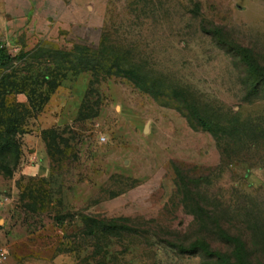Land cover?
I'll return each mask as SVG.
<instances>
[{
	"label": "rangeland",
	"instance_id": "1",
	"mask_svg": "<svg viewBox=\"0 0 264 264\" xmlns=\"http://www.w3.org/2000/svg\"><path fill=\"white\" fill-rule=\"evenodd\" d=\"M83 5V29L99 27L90 64L34 56L0 69V85L27 76L43 93L40 69L88 78L78 110L82 89L67 82L39 115L1 88L2 116L14 114L21 134V155L0 157V243L10 259L264 264V75L250 74L235 50L264 67V0ZM0 43L11 56L30 52L21 38ZM31 166L47 174H25Z\"/></svg>",
	"mask_w": 264,
	"mask_h": 264
},
{
	"label": "crops",
	"instance_id": "2",
	"mask_svg": "<svg viewBox=\"0 0 264 264\" xmlns=\"http://www.w3.org/2000/svg\"><path fill=\"white\" fill-rule=\"evenodd\" d=\"M83 7V0H0V41L13 43L21 38L30 46V52L46 46V43L64 45V48L51 47L60 51H70L76 46L92 49L98 41L99 27L95 25L88 30L83 29ZM67 78L61 81L45 107L54 100L60 101L68 82L70 88L76 91L77 88L82 89L79 99L76 98L78 110L88 78L82 75L73 76L70 80ZM10 97H14V94ZM36 173L47 174V169L31 166L25 174L30 176ZM9 264L15 263L10 259Z\"/></svg>",
	"mask_w": 264,
	"mask_h": 264
},
{
	"label": "trees",
	"instance_id": "3",
	"mask_svg": "<svg viewBox=\"0 0 264 264\" xmlns=\"http://www.w3.org/2000/svg\"><path fill=\"white\" fill-rule=\"evenodd\" d=\"M202 32L205 34L211 36L218 42L222 44H226V41L223 38L222 32L219 29H208L205 26H201ZM46 48L40 47L37 48L31 52H24L19 53V55L11 56L9 53H7L6 49L1 45L0 43V69H4L12 63L15 60L25 62L29 58H33L36 56L38 59H45L46 62H49L48 64H53L56 58H63L67 60L66 62H69V58H73L75 62H72V64H80L83 62V60L86 59V57H89V64L92 61V55H90L89 50L90 48L84 47V46H76L70 51H60V50H54L52 48H48L49 50H45ZM42 50V51H41ZM237 53L241 54L242 60L245 63V66L247 67L250 74L254 75H264V67L257 64L252 51L247 48L237 47L235 48ZM44 52V53H37V52ZM47 52V53H46ZM74 52L76 53V56H73ZM38 54V55H36ZM75 55V54H74ZM54 60V61H53ZM86 72L85 70H78L75 68L66 69L64 73H57L54 72V70L44 68L40 69L38 72V76H35L36 78H40L43 82V85L47 86V92L43 93L42 89L34 88V83L31 82L32 77H22L19 78V80L9 83L8 85H0V107H9L5 103V99L3 98V93L1 88L9 87V90L6 92V96L12 95V94H20L24 95L26 97V104L31 109L36 110V115H39L43 112L46 104L49 102L51 96L55 93L57 88L60 86V83L64 78L66 77V74L71 73L73 76H78ZM6 80H9L8 77H5ZM4 78V80H5ZM3 82V81H2ZM41 87V86H39ZM88 90L86 91L83 99L86 97ZM10 107L12 105L10 104ZM80 110V107H79ZM0 110V157L11 153L14 154L15 157H19L21 155V144H20V137L21 134L18 132L16 120L14 119V114L11 112L5 113L8 114V117L2 116L3 113ZM5 111V109H4ZM79 112V111H78ZM191 115L194 119H196L199 124L207 131H210V124L207 120H204L200 117L198 110L196 107L191 108ZM11 117V118H9ZM8 118V119H7ZM3 129V131H1ZM4 134H3V133ZM180 250H184L181 248ZM186 252V251H185Z\"/></svg>",
	"mask_w": 264,
	"mask_h": 264
},
{
	"label": "built area",
	"instance_id": "4",
	"mask_svg": "<svg viewBox=\"0 0 264 264\" xmlns=\"http://www.w3.org/2000/svg\"><path fill=\"white\" fill-rule=\"evenodd\" d=\"M5 203V199L0 197V207H2ZM9 253L7 248L0 243V264H9Z\"/></svg>",
	"mask_w": 264,
	"mask_h": 264
}]
</instances>
